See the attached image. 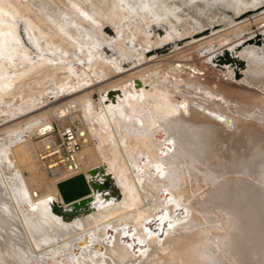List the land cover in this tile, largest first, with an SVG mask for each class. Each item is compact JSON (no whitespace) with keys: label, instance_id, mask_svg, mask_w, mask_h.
<instances>
[{"label":"bare ground","instance_id":"bare-ground-1","mask_svg":"<svg viewBox=\"0 0 264 264\" xmlns=\"http://www.w3.org/2000/svg\"><path fill=\"white\" fill-rule=\"evenodd\" d=\"M190 43L226 82L159 67ZM257 87L264 0H0V264H264ZM53 120L102 184L69 202Z\"/></svg>","mask_w":264,"mask_h":264},{"label":"built area","instance_id":"built-area-1","mask_svg":"<svg viewBox=\"0 0 264 264\" xmlns=\"http://www.w3.org/2000/svg\"><path fill=\"white\" fill-rule=\"evenodd\" d=\"M53 136L35 151L40 165L47 171H64L69 177L79 169V153L83 144L82 125L67 123L61 127L53 120Z\"/></svg>","mask_w":264,"mask_h":264},{"label":"rangeland","instance_id":"rangeland-1","mask_svg":"<svg viewBox=\"0 0 264 264\" xmlns=\"http://www.w3.org/2000/svg\"><path fill=\"white\" fill-rule=\"evenodd\" d=\"M203 43H205V42H203ZM197 46H198L197 44H191L190 43L188 46H186V48H183L182 50H180L181 52L178 51V52H175V54H172V56L169 55L168 60L166 61L167 63L161 62V64H160L161 66H159V67H162V66L167 65V64L171 65L175 61L176 62L181 61L182 62L181 64L182 65L184 64L183 66H186V67L189 66L190 67V65H191L195 69H200L201 72H203L202 79H204V82L208 83V85L209 84L214 85V83H217V82L220 83L221 81L226 82L225 80H222L223 72L221 73L222 75L220 73L218 74V69L213 68L210 65L206 64L202 60V58L199 55H197V53H196V47ZM184 47H185V45H184ZM170 59H172L174 61H172ZM177 60H179V61H177ZM183 70L181 71V73L184 74ZM184 71H186V70H184ZM218 77H219V79H218ZM106 79H104V80H106ZM98 87H99V84H93L92 86H90L89 88L86 89V90H90L89 95L93 99H96L98 97V92H97ZM258 88L259 87H257V89H256V91L259 93V94H257L258 97H260V96L264 97V94H263L264 91H262V88H260V89H258ZM259 90H261V91H259Z\"/></svg>","mask_w":264,"mask_h":264},{"label":"water","instance_id":"water-1","mask_svg":"<svg viewBox=\"0 0 264 264\" xmlns=\"http://www.w3.org/2000/svg\"><path fill=\"white\" fill-rule=\"evenodd\" d=\"M90 173L92 175H95V169L94 168L91 169ZM100 185L102 184H99L95 180L88 181L83 173H77L57 183L58 190L61 194L62 199L65 202H69L75 200L76 198L83 197L90 192L91 188H100L101 187ZM86 200L87 199L85 198L80 200V202H77V204L75 203L73 211L62 213L61 209L57 206H54L53 210L55 212L60 213L65 218H69V216H71L76 211V206L85 205ZM155 223L156 222L153 221L151 224L153 225Z\"/></svg>","mask_w":264,"mask_h":264}]
</instances>
